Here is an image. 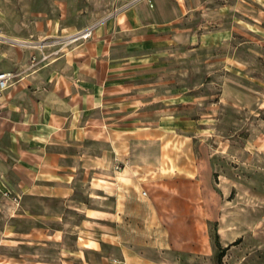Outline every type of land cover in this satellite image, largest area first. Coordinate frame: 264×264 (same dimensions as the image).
Listing matches in <instances>:
<instances>
[{
    "label": "rangeland",
    "instance_id": "obj_1",
    "mask_svg": "<svg viewBox=\"0 0 264 264\" xmlns=\"http://www.w3.org/2000/svg\"><path fill=\"white\" fill-rule=\"evenodd\" d=\"M52 1L0 0V33L12 37L0 44L22 54L19 44L52 43L39 37L48 27L37 20L46 14H59L73 35L100 23L91 16L96 0H71L61 13ZM160 1L177 23L159 45L138 51L135 61L145 65L130 69L109 103L135 112L137 127L157 130L137 138L130 158L155 179L142 192L162 214L157 223L136 215L126 242H172L176 246L163 253L175 260L177 251L179 264H264V0H171L174 12L170 0ZM52 59L41 55L40 66ZM88 194L84 189L79 199L87 202ZM48 205L64 221L47 218L38 225L62 232L50 239L40 233L38 242L50 243L39 247L0 246V264H84L79 251L85 242L78 239L84 234L76 226L85 216ZM19 253L23 262H3ZM87 257L100 264L94 250Z\"/></svg>",
    "mask_w": 264,
    "mask_h": 264
},
{
    "label": "crops",
    "instance_id": "obj_2",
    "mask_svg": "<svg viewBox=\"0 0 264 264\" xmlns=\"http://www.w3.org/2000/svg\"><path fill=\"white\" fill-rule=\"evenodd\" d=\"M52 2L57 13L71 6V0ZM96 2L91 16L100 23L92 38L75 47L66 45L73 34L61 25L59 14L37 20L48 27L39 37L52 43H15L22 54L0 44V71L17 75L0 91V246L50 243L38 242L40 233L50 239L61 229L38 223L64 221L48 207L57 202L62 214L85 216L76 226L84 234L78 238L85 242L81 263L92 264L87 255L94 250L100 264H179L177 251L172 250L175 260L163 253L176 246L172 242H126L124 232L133 229L136 215H150L157 223L162 214L142 192L155 179L130 158L137 138H149L157 130L137 127L135 112L109 106L130 69L145 65L144 59L135 61L138 51L159 45L177 20L164 14L160 0ZM9 38L0 33V42ZM23 47L35 50L26 53ZM121 50L127 57L115 56ZM31 54L36 55L35 65ZM47 54L53 61L40 66L41 55ZM120 163L125 165L122 171L116 169ZM84 189L89 191L87 202L79 199ZM24 221L30 229H22ZM106 247L111 254L104 253ZM24 257L19 253L2 260L23 262Z\"/></svg>",
    "mask_w": 264,
    "mask_h": 264
},
{
    "label": "built area",
    "instance_id": "obj_3",
    "mask_svg": "<svg viewBox=\"0 0 264 264\" xmlns=\"http://www.w3.org/2000/svg\"><path fill=\"white\" fill-rule=\"evenodd\" d=\"M93 30H94V26L86 28L83 31H80V32L74 34L72 37L65 40L66 45H70L72 42H75L78 40L88 39V38L92 37ZM55 53H58V51H56ZM49 57H50V55H48V56L43 55V59H47ZM36 63H37V59H36V56H34L32 59V64L35 65ZM16 77H17V75L13 72H2V71H0V91L7 89L10 86L12 80H14ZM116 169H119V167L117 166Z\"/></svg>",
    "mask_w": 264,
    "mask_h": 264
},
{
    "label": "trees",
    "instance_id": "obj_4",
    "mask_svg": "<svg viewBox=\"0 0 264 264\" xmlns=\"http://www.w3.org/2000/svg\"><path fill=\"white\" fill-rule=\"evenodd\" d=\"M226 249H228V247Z\"/></svg>",
    "mask_w": 264,
    "mask_h": 264
}]
</instances>
